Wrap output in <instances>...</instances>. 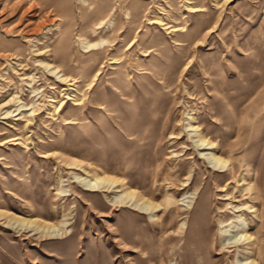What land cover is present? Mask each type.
Segmentation results:
<instances>
[{"label":"rangeland","instance_id":"374dc122","mask_svg":"<svg viewBox=\"0 0 264 264\" xmlns=\"http://www.w3.org/2000/svg\"><path fill=\"white\" fill-rule=\"evenodd\" d=\"M88 1L0 0V104L8 101L0 106V264H189V254L195 264H235L248 253L221 245L224 226L215 215L200 240L184 239L191 208L185 207L189 198H182V192L189 195L191 188L188 183L175 189L168 185L162 167L179 162L181 156L172 157L171 151L181 144L173 142L170 132L192 113L220 146L228 143L242 152L264 187V0H103V7L116 4L110 13L114 24L107 27L106 21L94 32L87 29L94 15L86 8ZM186 3L205 8L192 12ZM157 18L161 22L153 21ZM209 18L212 22L204 24ZM182 24L186 32L203 30L183 36L185 31L175 29ZM78 36L106 40L83 49ZM92 57L100 61L99 73L88 87L79 62ZM41 60L60 64L75 76L74 84L59 80ZM120 70L127 71L122 83L136 90V97L130 101L121 94L115 113L121 126L137 125L135 135L127 136L119 124L110 126L102 109H86L85 118L74 123L63 121L66 106L58 117L47 109L49 98L66 99L65 91L75 85L73 93L93 92L103 102V78L108 85ZM160 79L168 87L153 83ZM30 101L35 111L22 110L20 104ZM6 108L10 112L5 115ZM23 111L29 121L20 116ZM105 170L124 176L154 201L165 190L173 195L170 212L154 210L169 222L168 241L154 217L145 214L149 209L111 204L113 191L106 200L103 191L84 187L75 176L89 178ZM207 175L194 179L200 182ZM182 177L177 173L173 179ZM242 191L241 198L248 199V190ZM206 195L215 206L213 214L218 213V196ZM242 207L255 231L257 218ZM15 215L37 216L66 230L48 237L37 224L14 221ZM183 242L187 248L180 255Z\"/></svg>","mask_w":264,"mask_h":264},{"label":"bare ground","instance_id":"6f19581e","mask_svg":"<svg viewBox=\"0 0 264 264\" xmlns=\"http://www.w3.org/2000/svg\"><path fill=\"white\" fill-rule=\"evenodd\" d=\"M120 3L122 2L118 1L117 9H120ZM184 5L188 7L189 10L191 9L192 12L197 11L198 13L203 12L205 8L203 4L190 5L186 3ZM215 5H218V3L216 2ZM115 7V2L106 4L103 7V0H89L86 3V8L91 10L94 15L89 21L87 29L94 32L97 28L103 27L106 21V26L108 27L110 25L112 27L114 22L110 18V13L113 9H115ZM124 14L128 15L127 9L124 11ZM153 21L161 22V19L157 18ZM211 22L212 20L209 18L204 21V24L209 25ZM50 24H55V29L62 32L59 28V22L56 23V21H53ZM178 28L185 31L183 32V36L189 35L190 33L198 35L203 30V27H201L199 30L197 29L194 32L192 30L186 32L187 29L185 24H182L180 27L175 29ZM105 40L106 38L102 37L95 41H91L85 36L77 37V43L83 49L98 46ZM179 40L184 41V39ZM189 43H191V41L187 44ZM46 55H48V53H46ZM112 58L116 59L119 57L112 56ZM41 61L47 67H51V71L58 74L59 80L66 82L68 85L74 84L73 79H75V76L66 73L63 68H61L60 64L50 62L48 60ZM99 62L100 61L97 57L87 58L84 61L81 60L79 62L81 63L82 68H85V72L81 76L84 80H86L85 83L88 87L92 84L93 80L99 73L97 66ZM148 68L151 70V73L156 75L158 74L157 71H154L150 67ZM113 73L115 76L108 81V85L103 78V102L97 95H94L93 92L88 96L85 91H83L80 95L73 93L78 90L75 85L74 89H71L70 87L67 91H65L66 94L64 97L66 99H63L62 97L57 98V95L49 98L47 109L51 110L53 116L58 117V115L61 114L59 113L60 110L64 109L66 106L68 109V115L63 117L64 123H74L85 118V115H87L86 109H102L103 117L107 118L110 126H113V124H119L118 121L121 117L115 112H118L120 109L118 105H115V103L118 104L123 101L120 99L121 94L126 95L127 98L132 101L131 98L136 97V90L133 92L122 83L127 82V71L122 72L120 70L119 72H116V74L115 71ZM160 78L163 77L160 76ZM160 80V82L154 81L153 83H160V87H168L167 82L162 79ZM139 87L140 89H143L144 85L140 84ZM117 91H120V93ZM187 93L189 94V92ZM190 97L192 98V95H190ZM11 99L13 100V98ZM68 100L70 101L68 102ZM7 103L8 101H4L0 104V106H5ZM20 107L22 110L31 109L30 112L35 111L34 103L32 101L29 103L23 102L20 104ZM4 112L6 115L10 112V110L6 108L4 109ZM20 116L24 118V120H30L24 111ZM185 118V124L182 123V126H180L176 132H170V137L175 139L173 142H177L178 145L181 144L178 149L171 151L172 157L181 156L178 159L179 162L177 164L168 162L162 167V173H164L165 178L168 179V185H173L175 189V186L178 184H182V188L189 184L191 188L189 195H185L188 192L186 189L182 192V198H186L187 196L189 198L188 200H185V207L191 208L190 216L187 218L189 227L187 234L184 235V239H187L190 236H197L194 237V242L200 240L204 233L211 227L212 217L215 215L219 226H224V228L219 229L220 232L225 233L223 240L220 242L221 245L225 246V244H228L229 246H233L235 251L238 247H242L248 253L247 255L244 254L243 259H235V264H264V187L260 184L258 174L255 169L251 167L250 163L242 157V152L232 148L228 143L226 144L227 147L220 146V143L216 138H213L208 135V133L204 132L200 124L198 122L195 123L197 115L186 113ZM118 126L124 129V133H126L127 136L135 135L139 129L137 125L133 127L126 125L123 127L119 124ZM104 129L105 127L103 126V132H105ZM15 138L17 137L10 139ZM24 142L25 139L20 143ZM147 144L150 145L149 143ZM252 170L253 173L251 174L250 172ZM177 173H184V177L173 179ZM203 173H208V175L205 177L203 176L200 182L194 179L195 175H203ZM75 176L84 187L90 190L98 189L103 191V195L106 200V193L113 191V199H108L111 204L117 203L119 205L131 206L132 208L137 207L138 210H142L144 212L149 209V211L145 212V214L154 217L155 223L160 225L159 230L165 233L167 241L172 237L170 234L171 231L167 226L169 222H165L164 219L160 218V216L154 211L159 210V208L163 212L171 211V202L174 200V197L168 190L164 191L160 201H154V197L133 187L122 175L119 176L115 174L112 176L105 170L103 171V175H97L94 177L87 178V176H82L77 173H75ZM121 186L122 188L120 189ZM242 189L248 190V199L241 198L244 195ZM120 190L122 191L120 192ZM116 191H119L118 194ZM207 191L212 192L213 198L215 195L218 196L217 198H219L218 200H220L221 203L216 206V208L219 209L218 213L213 214L215 212V206H212V204L209 203L206 195ZM242 205H246L249 209H251V215L257 218V220H254V222L257 223L255 231L250 230L246 219V214L248 212L243 209ZM241 216H243V218H241ZM12 218L19 224H37V226H39L40 233L45 234L48 237H53L54 234L65 233L66 230L63 226H59L55 222L48 221L47 219L39 218L37 216L26 218L21 215H15ZM38 219H40L41 222L37 223ZM58 222L62 224L64 223L62 220ZM185 222L186 221L183 219L182 224H185ZM240 243H242V245ZM186 248L187 246L183 242L178 246L177 252L182 255L185 253ZM193 255L194 254L188 255L189 264H195L193 261L195 259L193 258ZM149 257L152 259L155 258L153 254ZM165 264H170V260H168Z\"/></svg>","mask_w":264,"mask_h":264}]
</instances>
